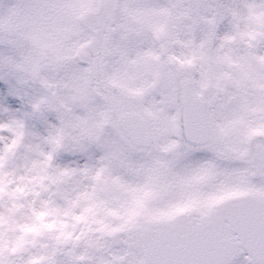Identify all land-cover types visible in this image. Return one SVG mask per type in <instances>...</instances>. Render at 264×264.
<instances>
[{"label":"snow or ice","instance_id":"obj_1","mask_svg":"<svg viewBox=\"0 0 264 264\" xmlns=\"http://www.w3.org/2000/svg\"><path fill=\"white\" fill-rule=\"evenodd\" d=\"M0 264H264V0H0Z\"/></svg>","mask_w":264,"mask_h":264}]
</instances>
